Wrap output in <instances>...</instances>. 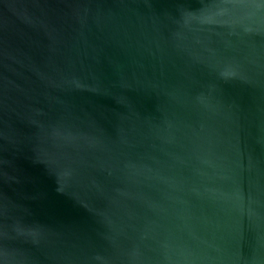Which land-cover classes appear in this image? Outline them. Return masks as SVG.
I'll return each mask as SVG.
<instances>
[{
  "label": "water",
  "instance_id": "water-1",
  "mask_svg": "<svg viewBox=\"0 0 264 264\" xmlns=\"http://www.w3.org/2000/svg\"><path fill=\"white\" fill-rule=\"evenodd\" d=\"M0 264H264V0H0Z\"/></svg>",
  "mask_w": 264,
  "mask_h": 264
}]
</instances>
